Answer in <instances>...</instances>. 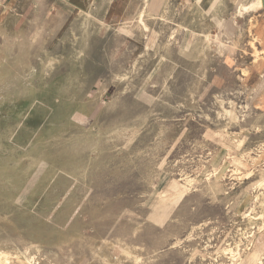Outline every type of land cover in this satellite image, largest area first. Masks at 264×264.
I'll return each mask as SVG.
<instances>
[{
    "label": "rangeland",
    "instance_id": "obj_1",
    "mask_svg": "<svg viewBox=\"0 0 264 264\" xmlns=\"http://www.w3.org/2000/svg\"><path fill=\"white\" fill-rule=\"evenodd\" d=\"M0 264H264V0L0 2Z\"/></svg>",
    "mask_w": 264,
    "mask_h": 264
},
{
    "label": "crops",
    "instance_id": "obj_2",
    "mask_svg": "<svg viewBox=\"0 0 264 264\" xmlns=\"http://www.w3.org/2000/svg\"><path fill=\"white\" fill-rule=\"evenodd\" d=\"M0 2H2V3H6V2H9V3H15V0H0Z\"/></svg>",
    "mask_w": 264,
    "mask_h": 264
}]
</instances>
